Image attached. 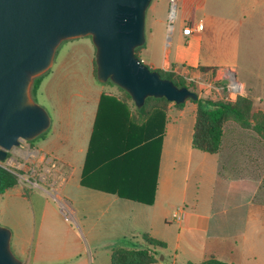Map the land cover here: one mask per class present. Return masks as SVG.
Listing matches in <instances>:
<instances>
[{
  "label": "crops",
  "instance_id": "0c3cea01",
  "mask_svg": "<svg viewBox=\"0 0 264 264\" xmlns=\"http://www.w3.org/2000/svg\"><path fill=\"white\" fill-rule=\"evenodd\" d=\"M247 16L260 18L258 26L264 28V0H178L174 21L170 20L169 0H152L147 10L146 43L139 56L152 69L194 77L214 73L212 69L202 71L201 66L216 67L222 82L229 85L232 81L237 88L241 32ZM199 22L203 29L188 32ZM65 47L62 56L64 47L58 48L35 94L52 120L34 151L39 161L53 162L40 178L45 182L52 176L51 187L29 178L27 185L32 188L31 184L37 183L46 194L55 191L65 211L81 224L104 225V235L129 239L134 245L147 244L144 233L165 241L174 264L177 260L189 264L209 258L244 264L249 254H243L240 247H249L251 254L255 238L249 237L250 221L255 212L264 210V155L257 163L254 130L228 121L220 152H204L193 147L198 106L173 104L168 108L162 144L149 140L159 130L154 125L151 132L146 129L145 119L135 122L140 128L128 130L127 124L135 121L136 107L130 100L121 104L114 95L122 98V92L110 82L98 80L91 36L67 40ZM258 104L255 101V109L264 111L263 102ZM187 109L192 118L185 122ZM96 124L95 145L99 148L87 169V181L95 186L90 187L82 184V176ZM133 138L148 141L132 147L127 143ZM261 143L264 146V140ZM102 159L103 167L95 170ZM19 185L4 194L17 189L16 195L26 198ZM153 194L152 204L139 201L149 200ZM43 195L38 196V206L41 218L46 219L48 201L44 199L48 198ZM54 211L60 218L56 206ZM158 222L160 228L155 229ZM7 224L13 229L14 253L26 264H34L27 251L30 231L22 230L17 221ZM87 233L96 240L95 233ZM66 252L62 249L55 260H68Z\"/></svg>",
  "mask_w": 264,
  "mask_h": 264
},
{
  "label": "water",
  "instance_id": "95a60500",
  "mask_svg": "<svg viewBox=\"0 0 264 264\" xmlns=\"http://www.w3.org/2000/svg\"><path fill=\"white\" fill-rule=\"evenodd\" d=\"M151 2L0 0V161L22 140L36 139L50 128L51 115L35 101L33 86L50 70L66 40L91 36L98 80H112L130 93L137 106L150 96L175 103L199 98L136 55L146 43ZM12 235L10 228L0 225V264H26L12 250Z\"/></svg>",
  "mask_w": 264,
  "mask_h": 264
},
{
  "label": "rangeland",
  "instance_id": "374dc122",
  "mask_svg": "<svg viewBox=\"0 0 264 264\" xmlns=\"http://www.w3.org/2000/svg\"><path fill=\"white\" fill-rule=\"evenodd\" d=\"M259 19L258 17L251 18L249 16L244 19L245 25L242 27L238 54L237 88L233 87L232 81H230L229 85L224 84L221 76L216 71L213 74L200 77H194L191 73L182 74L173 71L175 74L173 78L178 82L185 83L187 87L198 93L199 98L201 97L205 100H235L239 95H247L253 98L256 103H259L258 105H260V102L264 104V28L258 26ZM199 26V30L204 28L202 22H199ZM66 43L67 40L60 45L59 50L64 47L60 51L61 56L66 53ZM140 50L141 48L138 49V54ZM109 82L125 95L120 86L111 80ZM239 84L242 85L241 92L235 94V90L240 89ZM33 97L37 103L44 106L39 95L36 96L33 93ZM173 104L175 102L170 103L169 106ZM184 104H188V106L196 104L198 106V103L192 98H188ZM256 115L259 118V113ZM191 118L192 111L187 109L184 121L188 122ZM255 131H252L251 134L258 140L256 144L257 156H255L258 163L261 161V155H264V146L261 143L264 138L261 133ZM38 138L31 141L22 140L19 146H14L11 149L9 158L5 161H0V164L19 174V188H22V192L27 195L26 198L22 195L17 196L15 193L17 189L11 191L10 194L0 195V225L10 228L13 232L10 224L7 223L17 221L21 223L18 225L22 230L27 229L30 231L31 241L27 251L29 252V261L34 264H110L111 250L114 247H131L134 243L129 239L125 240V238L104 235V225L95 226L93 224L79 223L75 215L71 216L69 211L64 210L55 197L57 196L55 191L51 190L50 194H46L36 187L37 183L31 184L32 188L27 185L29 182L26 178H29V180H37L43 183L47 188L51 187L52 176L47 178L45 182L40 180L41 175L47 173V170L54 165L48 159L39 161V158L35 156L34 151L37 147ZM204 187L205 184H203ZM41 193L44 194L43 196H47L44 198H48L44 199L45 202L48 201L46 206L48 204L47 211L49 213L46 219H42L39 213L38 196ZM54 206H56L61 216L60 218L56 215ZM252 218L249 237L250 239L252 237L255 238V242L251 243L250 246L252 248L251 254L254 253L256 256H251L249 247L244 248L241 245L240 249L243 254H249L244 264H264V210L255 212ZM158 228H160V222L155 224V229ZM89 230L96 234L97 238L95 241L91 239L88 233L85 234ZM246 246L249 245L247 244ZM64 248H66V254L70 258L68 260L65 258L55 260V255ZM158 250L160 255L156 264H174V257L170 249L159 248ZM35 254H37L36 258L33 257ZM21 259L23 260V258ZM177 264H184V262L177 260Z\"/></svg>",
  "mask_w": 264,
  "mask_h": 264
},
{
  "label": "trees",
  "instance_id": "16d2710c",
  "mask_svg": "<svg viewBox=\"0 0 264 264\" xmlns=\"http://www.w3.org/2000/svg\"><path fill=\"white\" fill-rule=\"evenodd\" d=\"M136 49V55L141 59L138 54V49ZM142 60V59H141ZM202 71H207L212 69L216 71V67H205L201 66ZM164 78L171 79L177 86L183 87L186 86L183 82L176 81L173 76L175 75L173 71L164 72L158 70ZM95 72L97 75V65L95 62ZM44 75L39 76L34 83L33 93L36 94L40 83ZM108 80L107 82H109ZM112 81V80H111ZM121 89L125 92V95L121 98L120 96L114 95V98L118 100L121 104L127 103L130 100L133 105L136 107L137 114L135 115L134 122H129L127 124V129L132 130L135 128H140L141 126L135 123L137 120L145 119V128L150 129V132L153 128L159 130V133L155 131V136L150 135L149 140L155 139L162 144L164 138L165 124L167 122V113L169 104L172 103L165 97H153L150 96L146 99L145 104L142 106H137L133 101L132 96L128 91ZM107 96L106 94L102 95V100L100 103V110L103 105V98ZM198 103L197 118L195 124V131L193 135V147L208 153H219L222 148V139L224 136V126L230 121L234 120L238 122L242 127L248 129H254L257 132L261 133L264 138V111L255 109V101L253 98L247 95H239L235 100H220L212 101L205 100L203 98L194 99ZM177 106H183V103H175ZM127 112L130 113V109L127 108ZM259 113V118L256 115ZM99 120V115H98ZM99 123V122H98ZM111 125V124H110ZM125 125V124H123ZM122 127L124 128V126ZM99 125L96 124V132L92 137V142L88 152V157L85 165V170L82 176V184L90 187H95L87 181L89 172L87 171L89 162L95 153V150L99 148L95 145L97 142L96 138L98 135ZM46 133V132H45ZM44 133V134H45ZM42 134L41 136H43ZM158 134V135H157ZM143 140L134 139L127 144H130L132 147L141 145L142 143L148 141V139ZM99 155V153H98ZM10 157L8 154L7 158ZM6 158V159H7ZM95 170L99 167H103L104 159L96 163ZM19 184V174L12 169L0 164V195L6 193L9 189H12ZM121 196H125L124 193L119 192ZM144 203L152 204L154 202L153 197L149 200L140 199ZM144 239L146 240V245H133L128 246H118L115 247L112 251V262L111 264H155L159 260V248H166L167 243L163 240H159L148 233L143 234ZM189 264H229L227 262L221 261L216 258H209L200 263H189Z\"/></svg>",
  "mask_w": 264,
  "mask_h": 264
},
{
  "label": "built area",
  "instance_id": "2783aa9c",
  "mask_svg": "<svg viewBox=\"0 0 264 264\" xmlns=\"http://www.w3.org/2000/svg\"><path fill=\"white\" fill-rule=\"evenodd\" d=\"M177 5H178V0H169V15H170V20H173L176 17V14H177ZM199 29H200V26L197 25V26H195V28H193V27L188 28V32H192L194 30H199ZM230 86H231V84H230ZM241 89H242V85H241V88L240 89L235 90V94H238L239 92H241ZM176 217L177 218H180V215L179 214H176Z\"/></svg>",
  "mask_w": 264,
  "mask_h": 264
}]
</instances>
